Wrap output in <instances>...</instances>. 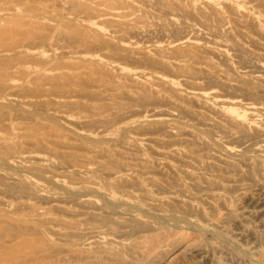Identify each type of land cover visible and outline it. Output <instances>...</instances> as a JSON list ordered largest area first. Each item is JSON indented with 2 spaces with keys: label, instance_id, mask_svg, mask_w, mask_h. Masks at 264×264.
<instances>
[{
  "label": "rangeland",
  "instance_id": "rangeland-1",
  "mask_svg": "<svg viewBox=\"0 0 264 264\" xmlns=\"http://www.w3.org/2000/svg\"><path fill=\"white\" fill-rule=\"evenodd\" d=\"M14 2L21 6L18 7ZM263 4L264 0H0V53L1 56L10 54L9 57L4 56L5 58L0 56V60L9 59V66H12L6 78L0 77V89L3 91L0 93V107L3 108L0 109V162L3 161L5 166L4 168L0 164L3 168V170L0 169V175L5 176L0 177L7 178L8 181H13L12 178L17 177L20 182L22 181V185L17 184L20 183L19 181L6 182L7 180H4V183L1 181L0 184V190H2V192L0 191V201H2L0 202V212L3 210L0 214V232L4 233L7 231L4 229L9 230L13 227V229L11 228L13 233L7 231L9 235L7 232L0 233V238H5L0 241V250H3V252L6 250V253L0 251L3 255L5 254L2 258L0 256V264H14L15 261L20 262L19 259L21 258L20 263L23 264H27V262L32 264L33 260H36L35 264H44L48 261L50 262L45 264H264V234L262 235V232L264 233V153L254 152L258 150L264 152V71H262V75L260 70L255 69L256 66H262L264 70ZM6 5L9 6L6 7ZM180 5L183 7H179ZM197 9L200 10L197 11ZM233 9L234 11L231 12ZM235 12L239 14L235 15ZM232 14L235 17L231 16ZM241 16L244 19L243 17L241 19ZM234 22H242V24H238L241 27ZM246 23L248 24L245 25ZM201 25L207 30L205 31ZM214 26L218 27L217 30L214 29ZM181 29H185L186 32L190 29L191 31L186 33ZM254 29L258 34L256 32L252 34L255 31ZM157 31H161L163 35L157 34ZM99 32L102 34H99ZM229 34H232V38ZM243 34L252 39H246L247 37H243ZM207 35H210V37ZM201 46L204 47L200 49ZM240 47L242 48L240 49ZM225 48L228 50H225ZM247 48L249 53L246 50ZM140 50L141 52H139ZM177 51L179 53H176ZM136 53H139L140 56ZM63 54L67 56H63ZM103 55L105 57H102ZM26 57L28 58L26 59ZM64 57H67V59ZM84 61L89 67L82 64ZM252 62L256 64L253 65ZM95 63L99 66L102 65L101 68ZM14 65L16 66L13 68ZM116 68L118 72H116ZM29 77H31V80ZM25 78H29L30 81L25 80ZM224 85L225 87H223ZM15 87L20 90H15ZM223 89L227 91L224 92ZM247 90L250 93H246ZM244 91L246 92L244 93ZM16 92L19 93L16 95ZM9 93L15 95L11 96L10 94L9 96ZM200 93L211 94L213 98L207 102L194 96V94ZM255 98L258 100H255ZM214 101L223 102L225 104L224 110L220 111L218 107H215ZM202 105L204 106L200 107ZM206 106L212 109H206ZM179 107L181 110H179ZM249 108L263 112L252 114L251 111L248 112L247 109ZM210 110H212L211 114L208 113ZM213 110L221 116L217 117ZM162 111L165 113H162ZM188 112H192L195 117L194 115L192 117ZM168 113L170 116L174 114L178 117L179 123H171ZM180 113L183 114L180 115ZM199 113L201 116H199ZM153 116L155 118L152 119ZM186 116L188 117L186 118ZM180 117L184 118L183 121ZM190 117L194 118L195 121ZM221 117L225 118L223 119L224 122L227 119V123L232 124V128L227 123L225 124ZM208 118L210 120H207ZM218 118L219 120H217ZM60 119H63V121ZM213 121H215V124ZM220 124L225 129L220 128ZM214 126H218L217 131L214 130ZM179 129L180 133H177ZM220 129H223V131ZM239 129L240 131L237 133L236 131ZM187 132L190 133L187 134ZM239 132L246 136H240ZM173 133L175 136L172 135ZM184 134L185 137L182 136ZM190 134H197L195 136L197 142H199L193 140L194 135L189 137ZM157 135L160 136L157 137ZM171 135L172 138H170ZM176 135L177 138H175ZM84 136L88 138L83 140ZM235 138L238 139L237 141L233 140L236 144L235 142L232 143V139ZM148 139L152 141L151 144ZM156 140H159V143ZM179 140L181 143L184 141V144L181 145L178 142ZM187 141L188 143H186ZM214 142L220 146H215ZM191 143L195 144L191 145ZM205 143L209 145L204 147ZM131 144L132 147L130 148ZM170 144H173V147ZM187 144L189 145L187 146ZM202 144L204 145L202 146ZM245 144L246 147L243 146ZM143 145L150 147H143ZM155 145H160L159 149ZM162 145L163 149H166V146L169 145L170 150L166 149L168 151L164 150L163 152V149H160ZM137 148L139 149L137 150ZM226 148L238 153V156L228 155L225 153ZM152 150L155 153H152ZM10 152L13 153L12 156ZM156 152H162L171 157L172 160L169 157L163 160L162 157H157L159 155H155ZM245 153L248 155L245 156ZM176 154H179L178 158ZM187 155L189 158H187ZM226 157H230V159ZM26 158H28L27 162H25ZM6 159L10 161L7 162ZM141 160L147 163L145 164ZM13 161L22 163L25 169L30 166L39 168L32 167L34 168L32 173L30 168L26 169L25 172L17 173L13 169L10 172L9 169L12 166L9 164L8 168L7 165L9 162L13 163ZM138 161L141 162L138 163ZM89 162L90 164L93 162L92 165L89 166ZM165 162L171 164V169L166 167ZM225 162L228 164L226 165ZM95 163L97 164L95 165ZM129 163L130 165H128ZM159 163L161 164L159 165ZM207 163L208 166L214 167L206 168ZM27 164L29 165L27 166ZM98 164L100 167L97 166ZM155 164L160 167L157 166L156 169ZM162 164L165 166H162ZM230 164H233V166ZM132 165L133 167L137 166L136 168L139 169L130 168L129 166ZM216 165L221 168H216ZM228 165H230V168ZM85 166L87 169L83 168ZM161 166L164 167V170ZM259 166L262 167L263 171L260 170L261 167ZM40 167L42 168L40 169ZM98 167L99 169L102 168L99 171L101 173L97 171ZM226 167L229 169H226ZM104 168H106V171ZM108 169L110 171H107ZM126 169H129L127 172L132 169L134 172V169L137 171L127 173ZM183 171L189 173L191 178L194 175L195 177L191 179ZM26 172L33 177L28 176ZM111 172L114 174H111ZM109 173L111 174L110 179L108 177ZM116 173L118 176L115 175ZM104 174H108L107 177H104ZM35 177L36 181L39 180L38 182L54 198V201L56 199H59V201L49 205L48 202L50 203L51 199V201L47 200L48 202L44 204L45 201H37L38 199L31 197L26 201L25 199L20 201L15 198L17 202H10L14 200V197L8 195L2 185L8 186L16 182L13 184L16 187H25L27 179L32 178L35 180ZM131 177H134L135 180ZM41 178L47 179V181L40 180ZM49 178L64 181L68 185L79 188L88 194L96 186L100 187V190L103 188L102 192H106V195L108 193L116 194L117 192V198L127 201L130 204L129 208L132 207L128 211L127 207L120 205L119 209H121L118 210L119 205L117 206L115 203L111 205V203L108 204L111 206L110 211L112 212H110L106 208V195H97L96 197V194L91 193L93 199L96 197L94 200L98 205H86H91L93 208L99 206L102 211L89 208L91 206L87 208L84 203H80V196H67L68 194H62L63 192L55 186H50ZM106 178L109 180L107 181ZM124 179L127 181H122ZM148 179L152 181H148ZM153 181L155 184H152ZM107 185L110 186L106 187ZM50 188L52 190H49ZM61 198H63V201L60 200ZM74 198H78L79 202ZM74 200L75 202H73ZM151 200L155 202L156 207ZM61 201L66 202V204L64 203V205ZM177 201H179V204ZM136 202H138L137 205ZM30 204H34V206ZM101 204H103L102 207ZM148 204L151 207L154 206L151 211L147 210ZM9 205L12 206L9 207ZM22 205L23 207H21ZM82 205L86 208H83ZM24 206L26 208L28 206V208L26 209ZM112 206L113 209L117 210H112ZM132 208H134L133 212ZM31 210L37 212L33 214ZM105 210L108 211L107 215L104 214ZM113 211H117L119 217L121 214L123 215L121 220L117 218V212L114 214ZM131 212L132 214H130ZM141 212L142 214H140ZM145 212L148 213L145 214ZM111 214L116 218H112ZM147 215L150 220L149 218L145 219ZM154 215H165L164 220L161 217L160 219L157 218L160 225L158 222L156 223L157 220ZM110 218L111 222L108 221ZM168 218L169 220L172 219V222H169ZM165 219L167 222H165ZM175 219L177 220L174 221V225L172 223ZM132 220H134V223L137 221V224L142 222L141 224L146 228L131 229L130 226L136 224H133ZM194 221L202 226L212 227L211 229L215 234L218 233V236L213 233L215 236L209 234L210 237L208 234L203 235L204 233L198 229H193L189 226V223ZM41 222L42 224H40ZM123 222H127V227L130 230ZM121 223L125 225L122 226ZM162 223L163 225H161ZM237 223L243 224L239 225ZM147 224L150 227L152 226L151 229ZM168 224L171 225L170 229L165 227ZM178 224L181 226L177 227ZM161 226L165 228H161ZM191 228L192 230H190ZM19 229H23L26 236L23 235L24 233L21 230L22 233L19 232V234L23 236L19 238V234L16 233ZM142 229L150 231V234L148 232L149 235H145L147 232L144 233ZM163 229H167V232H164ZM31 231H33L32 236L29 237L27 234ZM129 231L132 233L130 234ZM156 233H163V237L169 235L165 237L168 242L165 238H162L159 243L160 247L158 246V248L159 250L161 248L162 251H159L158 248L149 249V245L143 242L147 238L157 235ZM14 234L18 236V241L13 240L12 242L13 236L11 235ZM57 234H60V236ZM86 234H89V236L83 239ZM93 234L95 238L92 237ZM33 235L36 236L33 237ZM61 235L66 236L61 237ZM176 239L178 242L175 241ZM26 240L29 244H33L34 248L44 245L46 250L34 253L32 252L33 248L31 252L34 254L32 255L30 249L28 250L26 247L23 251L26 252L27 250L30 254L27 252L22 253L25 257L27 256L25 260L24 256L20 255L21 253L15 249L21 242L27 243ZM34 240L39 242L40 245L36 242L33 243ZM86 241L87 243H85ZM6 242L11 244L4 245ZM139 243H142L141 248L143 247L140 250L137 247L140 245ZM49 245L50 248L48 249ZM131 245H134V248L137 249H133ZM5 247L10 249L15 247L13 251L15 250L18 253L14 254L15 252L13 253L12 249L11 252L10 249H5ZM199 248H203L202 250L206 255L201 254L203 252L200 253ZM227 248L231 254H229ZM19 250L21 251V249ZM109 250H117L118 252L113 254ZM55 251L56 253H54ZM96 251L102 253V255H97L98 252L93 254ZM160 252L164 255L161 256ZM117 253L119 254L117 255ZM7 254L11 255L8 259L9 255ZM156 254L160 257L158 258ZM16 255L18 258H15ZM99 256H101V259Z\"/></svg>",
  "mask_w": 264,
  "mask_h": 264
},
{
  "label": "bare ground",
  "instance_id": "bare-ground-1",
  "mask_svg": "<svg viewBox=\"0 0 264 264\" xmlns=\"http://www.w3.org/2000/svg\"><path fill=\"white\" fill-rule=\"evenodd\" d=\"M7 1H8V0H7ZM153 1H154V0H153ZM232 1H234V0H232ZM239 1H240V0H239ZM244 1H245V0H244ZM2 2H4V1H2ZM10 2H13V1H10ZM143 2H144V1H143ZM173 2H174V1H173ZM255 2H256V1H255ZM166 3H167V2H166ZM257 3H258V2H257ZM8 4H10V3H8ZM12 4H13V3H12ZM12 4H11V5H12ZM14 4L17 5L18 7L21 6L20 4H19V5H20V6H19L18 3H15V2H14ZM175 4H176V3H175ZM179 4H180V3H179ZM227 4H228V3H227ZM249 4H250V2H249ZM252 4H253V3H252ZM252 4H251V5H252ZM23 5H24V4H23ZM154 5H156V4H154ZM228 5H229V4H228ZM255 5H256V4H255ZM259 5H261V4H259ZM263 5H264V4H263ZM7 6H9V5H6V7H7ZM17 6H16V7H17ZM181 6H182V5H180L179 7H181ZM210 6H211V5H210ZM257 6H258V4H257ZM1 7L4 8L2 5H1ZM168 7H169V6H168ZM182 7H183V6H182ZM254 7H255V6H254ZM207 8H208V7H207ZM214 8H215V7H214ZM255 8H256V7H255ZM150 9H151V8H150ZM194 9H195V8H194ZM260 9H261V8H260ZM263 9H264V8H263ZM199 10H200V9H199ZM199 10L197 9V11H199ZM256 10L258 11V9H256ZM190 11H191V10H190ZM228 11H229V10H228ZM232 11H234V9L231 10V12H232ZM229 12H230V11H229ZM260 12H261V11H260ZM262 12L264 13L263 10H262ZM255 13H256V12H255ZM255 13H254V14H255ZM230 14H231V13H230ZM237 14H239V13H236V12H235V15H237ZM256 14H257V13H256ZM109 15H110V14H109ZM111 15H112V14H111ZM213 15H215V14L213 13ZM105 16H106V15H105ZM169 16H170V15H169ZM231 16H234V14H232ZM243 16H244V15H243ZM243 16H241V19H242ZM234 17H235V16H234ZM236 17H238V16H236ZM174 18H175V17H174ZM222 18H223V17H222ZM243 19H244V17H243ZM233 20H234V19H233ZM233 20H232V21H233ZM219 21H221V20H219ZM235 21H237V20H235ZM243 22H244V21H243ZM245 22H246V21H245ZM251 22L253 23L252 20H251ZM234 23H236V22H234ZM240 23L242 24V22H239V23H236V24L238 25V24H240ZM183 24H184V23H183ZM183 24H182V25H183ZM186 24H187V23H186ZM197 24H198V23H197ZM201 24H202V23H201ZM247 24H248V23H246L245 25H247ZM249 24H250V27L252 28V25H251L250 22H249ZM172 25H173V24H172ZM187 25H189V24H187ZM237 25H236V26H237ZM175 26H176V25H175ZM180 26H181V25H180ZM183 26H185V25H183ZM183 26H181V27H183ZM189 26H190V25H189ZM198 26L200 27L199 24H198ZM201 26L203 27V25H201ZM226 26H227V25H226ZM226 26H225V27H226ZM238 26L241 27V25H238ZM242 26H243V25H242ZM253 26H256V25H253ZM185 27H187V26H185ZM185 27H184V28H185ZM192 27H193V26H192ZM195 27H196V26H195ZM214 27H215V26H214ZM244 27H245V26H244ZM250 27H249V28H250ZM168 28H169V27H168ZM188 28H190V27H188ZM203 28H204V27H203ZM203 28H201V29H203ZM217 28H218V27H217ZM217 28L215 27L214 29L217 30ZM242 28H243V27H242ZM245 28H246V27H245ZM253 28H255V27H253ZM256 28H257V27H256ZM90 29H91V28H90ZM192 29H193V28H192ZM197 29H198V28H197ZM204 29H205V28H204ZM206 30H207V29H205V31H206ZM254 30H255V29H254ZM174 31H175V30H174ZM181 31L186 32L185 29H184V30L181 29ZM189 31H191V29H190ZM189 31L187 30V32H189ZM224 31H225V30H224ZM248 31H249V30H248ZM0 32H1V31H0ZM162 32H163V31H162ZM176 32H177V31H176ZM184 32H183V33H184ZM187 32H186V33H187ZM196 32H197V31H196ZM215 32H216V31H215ZM217 32H218V31H217ZM227 32H228V31H227ZM254 32H256V30L253 31L252 34H253ZM146 33H147V32H146ZM156 33H157V34H158V33L161 34V31H160V32L157 31ZM170 33H171V32H170ZM172 33H173V32H172ZM174 33H175V32H174ZM180 33L182 34V32H180ZM180 33H179V34H180ZM222 33H223V32H222ZM225 33H226V31H225ZM256 33H257V32H256ZM99 34H102V33L99 32ZM135 34H136V33H135ZM135 34H134V35H135ZM152 34H153V33H152ZM196 34H198V33H196ZM196 34H195V35H196ZM201 34H202V33H201ZM207 34H208V33H207ZM217 34H218V33H217ZM257 34H258V33H257ZM130 35H131V34H130ZM139 35H140V34H139ZM148 35H149V34H148ZM150 35H151V34H150ZM150 35H149V36H150ZM161 35H163V34H161ZM202 35H203V34H202ZM202 35H201V36H202ZM215 35H216V34H215ZM226 35H227V34H226ZM229 35H230V34H229ZM207 36L210 37V35H207ZM213 36H214V35H213ZM217 36H218V35H217ZM230 36H231V37H230ZM230 36H229V37L232 38V34H231ZM242 36L244 37V36H246V35L243 34ZM257 36H258V35H257ZM260 36H261V35H260ZM136 37H137V36H136ZM147 37H148V36H147ZM198 37H199V36H198ZM246 37H247V36H246ZM2 38H3V37H2ZM8 38H9V37H8ZM211 38H212V37H211ZM215 38H216V37H215ZM218 38L220 39V37H218ZM180 39H181V38H180ZM213 39H214V38H213ZM246 39H248V40L250 39V40H251L252 38H248V37H247ZM177 40H178V39H177ZM221 40H222V39H221ZM227 40H228V39H227ZM178 41H179V40H178ZM233 41L235 42L236 40H233ZM252 41H253V40H252ZM250 42H251V41H250ZM254 42H255V41H254ZM255 44H256V43H255ZM258 44H259V43H258ZM18 45H19V44H18ZM184 45H185V44H184ZM186 45H188V44H186ZM259 45H260V44H259ZM118 46H119V45H118ZM193 46H195V45H193ZM216 46H217V45H216ZM239 46H240V45H239ZM165 47H167V46H165ZM169 47H170V46H169ZM173 47H174V46H173ZM202 47H204V46H201L200 49H201ZM19 48H20V45H19ZM122 48H123V47H122ZM221 48H222V47H221ZM241 48H242V47H240V49H241ZM0 49H1V47H0ZM2 49H3V48H2ZM174 49H175V48H174ZM223 49H224V47H223ZM226 49H227V48H225V50H226ZM18 50H19V49H18ZM122 50H123V49H122ZM127 50H129V49L127 48ZM145 50H146V49H145ZM171 50H172V48H171ZM175 50H176V49H175ZM227 50H228V49H227ZM246 50H247V52L249 51L248 48H247ZM246 50H245V51H246ZM182 51H183V50H182ZM229 51H230V50H229ZM245 51H244V52H245ZM125 52L127 53V51H125ZM131 52H132V51H131ZM139 52H141V50H140ZM203 52H204V51H203ZM238 52H240V51H238ZM146 53H148V52H146ZM168 53H169V51H168ZM176 53H179V52L177 51ZM240 53H242V52H240ZM240 53H239V54H240ZM248 53H249V52H248ZM16 54H17V53H16ZM78 54H80V53H78ZM81 54H82V52H81ZM130 54H132V53H130ZM138 54H139V53H138ZM138 54L136 53V55H138ZM164 54H165V52H164ZM220 54H221V53H220ZM3 55H4V53H3ZM5 55H6V54H5ZM5 55H4V56H5ZM8 55L10 56L9 53H8ZM8 55H7V56H8ZM61 55H62V54H61ZM64 55H65V54H63V56H64ZM132 55H133V54H132ZM132 55H131V56H132ZM186 55H187V54H186ZM218 55H219V54H218ZM218 55H216V56H218ZM222 55H223V54H222ZM0 56H1V53H0ZM4 56H1V57H4ZM7 56H5V57H7ZM9 56H8V57H9ZM12 56H13V55H12ZM14 56H15V55H14ZM16 56H17V55H16ZM65 56H67V55H65ZM139 56H140V54H139ZM143 56H145V55H143ZM146 56H147V55H146ZM226 56H227V55H226ZM243 56H245V55H243ZM255 56H256V57H259L258 55H255ZM5 57H4V58H5ZM17 57H18V56H17ZM17 57H16V58H17ZM102 57H105V56L103 55ZM106 57L108 58V56H106ZM256 57H255V58H256ZM27 58H28V57H26V59H27ZM64 58L67 59V57H64ZM68 58H70V57H68ZM143 58H144V57H143ZM237 58H238V57H237ZM10 59H11V57H10ZM12 59H15V58L12 57ZM70 59H71V58H70ZM75 59H77V58H75ZM79 59H81V58H79ZM215 59H216V58H215ZM226 59H227V58H226ZM15 60H16V59H15ZM72 60H73V59H72ZM82 60H83V59H82ZM97 60H98V59H97ZM104 60H105V59H104ZM106 60H107V59H106ZM137 60H138V59H137ZM216 60H217V59H216ZM256 60H257V59H256ZM9 61H10L9 59H6V60H5V59H1V60H0V74H1L0 77H1V78H6V76L8 75V72H10L9 70L11 69L12 66H9V64H10ZM39 61H40V60H39ZM86 61H88V60H86ZM89 61H90V60H89ZM138 61H139V60H138ZM257 61H258V60H257ZM53 62H54V61H53ZM81 62H82V61H81ZM246 62H247V61H246ZM47 63H48V62H47ZM49 63H50V62H49ZM49 63H48V64H49ZM85 63H86V62L84 61V63H82V64L86 65ZM250 63H251V62H250ZM252 63H254L253 65L256 64L255 62H252ZM19 64H20V63H19ZM88 64H89V63H88ZM95 64H96V63H95ZM90 65H91V64H90ZM92 65L95 66V67H97L96 65H98V64H96V65L92 64ZM103 65H104V64H103ZM15 66H16V65H14L13 68H14ZM86 66L89 67L88 65H86ZM98 66H99V65H98ZM100 66H102V65H100ZM100 66H99V68H101ZM122 66H123V65H122ZM47 68H48V67H47ZM90 68H91V66H90ZM90 68H87V69H90ZM102 68H104V67H102ZM93 69H94V68H93ZM168 69H169V68H168ZM247 69H248V68H247ZM255 69L260 70V74L262 73V75H263V72H262V71H264V70H263V67H262V66H256ZM13 70H14V69H13ZM13 70H12V71H13ZM46 70H47V69H46ZM90 70H91V69H90ZM116 70H117V68H116ZM176 70H177V69H176ZM21 71H22V70H21ZM41 71H42V70H41ZM44 71H45V70H44ZM51 71H52V70H51ZM51 71H50V72H51ZM256 71H257V70H256ZM116 72H118V70H117ZM123 73H124V72H123ZM126 73H127V72H126ZM257 73H258V72H257ZM11 74H12V73H11ZM16 74H17V73H16ZM18 74H20V73H18ZM124 74H125V73H124ZM37 75H38V74H37ZM45 75H47V74H45ZM127 75H128V74H127ZM129 75H130V73H129ZM138 75L140 76L141 74H138ZM138 75H137V76H138ZM144 75H145V74H144ZM148 75H150V74H148ZM142 76H143V75H142ZM142 76H141V77H142ZM11 77L13 78V76H11ZM205 77H206V76H205ZM29 78H30V80H31V77H29ZM29 78H28V79H29ZM133 78H134V77H133ZM136 78H137V77H136ZM156 78H157V77H156ZM211 78H212V77H211ZM26 79H27V78H25V80H26ZM28 79H27V80H28ZM128 79H129V78H128ZM151 79H152V78H151ZM153 79H154V78H153ZM158 79H159V78H158ZM158 79H157V80H158ZM30 80H28V81H30ZM143 80L145 81V79H143ZM148 80H149V79H148ZM158 81H160V80H158ZM227 82H228V81H227ZM260 82H262V81H260ZM263 82H264V81H263ZM147 83H148V82H147ZM149 84L151 85V83H149ZM166 84H167V83H166ZM28 85H30V84H28ZM161 85H162V84H161ZM214 85H215V84H214ZM220 85H223V84H220ZM225 85H226V84H225ZM225 85H224L223 87H225ZM30 86H31V85H30ZM141 86H142V85H141ZM163 86H164V85H163ZM168 86H169V85H168ZM193 86H196V85H193ZM197 86H198V85H197ZM164 87H165V86H164ZM226 87H227V85H226ZM2 88H3V87H2ZM4 88H5V87H4ZM17 88H18V87H17ZM251 88H252V87H251ZM11 89H12V88H11ZM18 89H19V88H18ZM18 89H16V87H15V90H18ZM168 89H169V88H168ZM191 89H192V88H191ZM226 89H227V88H226ZM226 89H225V90L223 89L224 92L227 91ZM0 90H1V89H0ZM7 90H10V89H7ZM19 90H20V89H19ZM174 90H175V89H174ZM174 90H173V91H174ZM192 90H193V89H192ZM221 90H222V89H221ZM240 90H241V89H240ZM4 91H6V90L4 89ZM11 91H12V90H11ZM11 91H10V92H11ZM175 91H176V90H175ZM177 91H178V90H177ZM196 91H197V90H196ZM242 91H243V90H242ZM247 91H248V90H247ZM253 91H255V90L253 89ZM2 92H3V91L1 90L0 93H2ZM13 92H14V91H13ZM170 92H171V91H170ZM179 92H183V91H179ZM204 92H206V91H204ZM245 92H246V91H244V93H245ZM18 93H19V92H16L15 94L17 95ZM154 93H155V92H154ZM154 93H153V95H154ZM186 93H187V92H186ZM235 93H237V92H235ZM246 93H250V92L248 91V92H246ZM253 93H254V92H253ZM10 94H11V93H9V96H10ZM15 94L12 93L11 96H14ZM155 94H156V93H155ZM261 94H262V93H261ZM156 95H157V94H156ZM186 95H187V94H186ZM250 95H253V94H250ZM256 95H258V94H256ZM5 96H6V95H5ZM188 96H189V95H188ZM194 96H197L199 99L206 100L207 102L213 98V96H212L211 94L208 95V94H205V93L194 94ZM7 97H8V96H7ZM18 97H19V96H18ZM217 97H218V96H217ZM254 97H255V96H254ZM258 97H259V96H258ZM3 98H4V97H3ZM252 98H253V96H252ZM260 98H261V97H260ZM4 99H5V98H4ZM21 99H22V98H21ZM183 99H184V98H183ZM223 99H224V98H223ZM256 99H257V98H255V100H256ZM22 100H23V99H22ZM246 100H247V99H246ZM257 100H258V99H257ZM4 101H5V100H4ZM6 101H8V100H6ZM191 101H192V100H191ZM250 101H251V100H250ZM4 103H5V102H4ZM10 103H11V102L9 101V104H10ZM192 103H193V101H192ZM194 104H195V103H194ZM204 104H205V103H204ZM253 104L255 105V103H253ZM5 105H6V104H5ZM13 105H15V104H13ZM56 105H58V104H56ZM197 105H198V104H197ZM214 105H215V107H218L220 111H223V110H224L223 108L225 107V104H224L223 102L214 101ZM227 105H228V104H227ZM238 105H239V104H238ZM6 106H7V105H6ZM27 106H29V105H27ZM177 106H179V105H177ZM177 106H176V107H177ZM203 106H204V105H202V106H200V107H203ZM231 106H232V105H231ZM250 106H251V105H250ZM255 106H257V105H255ZM30 107H32V106H30ZM233 107L236 108L235 106H233ZM239 107H240V106H239ZM257 107H258V106H257ZM1 108H2V107H0V109H1ZM13 108H14V106H13ZM195 108H196V107H195ZM198 108H199V107H198ZM208 108H211V107H209V106L207 107V106H206V109H208ZM2 109H3V108H2ZM4 109H5V108H4ZM7 109H8V108H7ZM15 109H16V108H15ZM24 109H25V107H24ZM95 109H96V108H95ZM177 109H178V108H177ZM206 109H203V110H206ZM211 109H212V108H211ZM229 109H230V108H229ZM18 110L20 111V109H18ZM179 110H181L180 107H179ZM182 110L184 111V109H182ZM245 110H246V109H245ZM247 110H248V112L251 111L252 114H254V113H256V114H260V113L263 112V111L261 112V111H259V110L252 109V108H249V109H247ZM247 110H246V111H247ZM10 111H11V110H10ZM24 111H25V110H24ZM33 111H34V110H33ZM200 111H201V110H200ZM208 111H209V110H208ZM211 111H212V110H210V112H208V113L211 114ZM213 111H214V113L217 115V117L220 115V114L218 115V114L215 112V110H213ZM242 111H243V110H242ZM16 112H18L17 109H16ZM31 112H32V111H31ZM163 112H164V111H162V113H163ZM180 112H181V111H180ZM185 112H186V111H185ZM185 112H184V113H185ZM204 112H205V111H204ZM217 112H218V111H217ZM229 112H230V110H229ZM19 113H20V112H19ZM32 113H34V112H32ZM53 113H54V112H53ZM60 113H61V112H60ZM60 113H59V114H60ZM156 113H157V112H156ZM164 113H165V112H164ZM188 113H190V112H188ZM188 113H187V114H188ZM196 113L198 114V112H196ZM214 113H213V114H214ZM221 113H223V112H221ZM23 114H24V112H23ZM54 114H55V113H54ZM181 114H183V113H180V115H181ZM190 114L192 115V112H191ZM190 114H189V115H190ZM199 114H200V113H199ZM24 115L26 116V114H24ZM60 115H61V114H60ZM156 115L158 116V114H156ZM168 115H169V113H168ZM193 115H194V114H193ZM193 115H192V117H193ZM159 116H161V115L159 114ZM163 116H164V115H163ZM177 116H178V115H177ZM199 116H201V114H200ZM210 116H211V115H210ZM214 116H215V115H214ZM220 116H221V115H220ZM220 116H219V117H220ZM246 116H247V115H246ZM257 116H258V115H257ZM3 117H5V116H3ZM6 117H7V116H6ZM169 117L171 118V119H170V120H171V121H170L171 123H173V122L179 123V121H180L178 117L174 116V114H173V116H172V115H171V116L169 115ZM187 117H188V116H186V118H187ZM194 117H195V115H194ZM215 117H216V116H215ZM247 117H248V116H247ZM251 117H252V116H251ZM148 118H149V117H148ZM150 118H151V117H150ZM153 118H155V117L153 116L152 119H153ZM166 118H167V117H166ZM190 118H191V117H190ZM206 118H207V116H206ZM206 118H205V119H206ZM221 118H222V117H221ZM180 119H182V118L180 117ZM183 119H184V118H183ZM183 119H182V121H183ZM191 119L194 120V118H191ZM196 119L198 120L199 118H196ZM202 119H203V118H202ZM223 119H225V118H222V121L224 122ZM254 119H255V118H254ZM54 120H57V119H54ZM60 120H61V119H60ZM207 120H210V118H208ZM217 120H219V118H218ZM226 120H227V119H226ZM226 120H225V122H224L225 124L227 123ZM229 120H230V119H229ZM61 121H63V119H62ZM64 121H66V120H64ZM78 121H79V120H78ZM185 121H186V120H185ZM194 121H195V120H194ZM200 121H201V120H200ZM56 122H58V121H56ZM105 122H106V121H105ZM164 122H165V121H164ZM168 122H169V121H168ZM190 122H191V121H190ZM190 122H189V123H190ZM204 122H205V121H204ZM211 122H212V120L210 121V123H211ZM213 122H214V124H215V121H213ZM1 123H2V122H1ZM3 123H5V122H3ZM102 123H103V122H102ZM165 123H166V122H165ZM186 123H187V121H186ZM207 123H209V122H207ZM69 124H70V123H69ZM75 124H76V123H75ZM87 124H88V123H87ZM150 124H151V123H150ZM155 124H156V123H155ZM155 124H152V125H155ZM163 124H164V123H163ZM180 124H181V123H180ZM191 124H192V123H191ZM204 124H206V123H204ZM217 124H218V123H217ZM217 124H216V125H217ZM227 124L230 125L229 122H228ZM142 125H143V124H142ZM178 125H179V124H178ZM188 125H189V124H188ZM220 125H221V124H220ZM220 125H218V126H220ZM228 125H227V126H228ZM231 125H232V124H231ZM231 125H230V127H231ZM163 126H164V125H163ZM185 126H186V125H185ZM208 126H209V128H210V125H208ZM211 126H212V125H211ZM218 126H214V130L217 131ZM234 126H235V125H234ZM239 126H240V124H239ZM239 126H238V127H239ZM138 127H139V126H138ZM154 127H155V126H154ZM186 127H187V126H186ZM204 127L206 128V126H204ZM215 127H216V128H215ZM244 127H245V126H244ZM140 128H142V127L140 126ZM163 128H164V127H163ZM166 128H167V127H166ZM212 128H213V126H212ZM220 128L225 129V127H222V125H221ZM231 128H232V127H231ZM175 129H176V128H175ZM190 129H193V128H190ZM206 129H207V128H206ZM210 129H211V128H210ZM223 129H222V130L220 129V130L223 131ZM233 129H235V128L233 127ZM240 129L242 130V128H240ZM240 129L237 130L236 132L238 133V131H240ZM246 129H247V128H246ZM70 130H71V129H70ZM70 130H69V131H70ZM160 130L162 131V129H160ZM168 130H170V129H168ZM173 130H174V129H173ZM181 130H182V129H181ZM185 130H186V129H185ZM196 130H198V129L196 128ZM214 130H213V131H214ZM218 130H219V129H218ZM179 131H180V129L177 131V133H180ZM183 131H184V130H183ZM210 131H211V130H210ZM213 131L211 132V134L213 133ZM228 131H229V129H228ZM245 131H246V130H245ZM259 131H260V130H259ZM70 132H71V131H70ZM73 132H75V131H73ZM125 132H126V131H125ZM162 132H164V131H162ZM165 132H166V131H165ZM184 132H185V131H184ZM196 132H197V131H196ZM198 132H199V131H198ZM243 132H244V131H243ZM254 132H255V131H254ZM167 133H169V132H167ZM167 133H166V134H167ZM189 133H190V132H189ZM189 133L187 132V134H189ZM199 133H200V132H199ZM221 133H223V132H221ZM229 133H230V132H229ZM247 133H248V132H247ZM255 133H257V132H255ZM166 134H165V135H166ZM169 134H171V133H169ZM181 134H183V133H181ZM185 134H186V133H185ZM185 134L182 135V136L185 137ZM187 134H186V135H187ZM200 134H201V133H200ZM207 134H208V132H207ZM209 134H210V132H209ZM233 134H234V133H233ZM172 135H174V133H173ZM172 135L170 136V138H172ZM190 135H191V136H189V137H192L193 135L195 136V135H197V134H193V135L190 134ZM227 135H229V134H227ZM236 135H237V134H236ZM239 135L241 136V135H245V134H241V133L239 132ZM239 135H238V136H239ZM73 136H75V135H73ZM79 136H80V135H79ZM158 136H160V135H157V137H158ZM168 136H169V135H168ZM174 136H175V135H174ZM187 136H188V135H187ZM212 136H213V135H212ZM231 136H233V135H231ZM240 136H239V137H240ZM245 136H246V135H245ZM84 137H85V136H84ZM164 137H165V136H164ZM233 137H234V136H233ZM233 137H231V138H233ZM86 138H88V137L86 136L83 140H85ZM161 138H162V137H161ZM170 138H169V139H170ZM175 138H177V135H176ZM180 138H181V137H180ZM187 138H188V137H187ZM192 138H193V140L195 139V141L197 142L196 136H195V138H194V137H192ZM200 138H201V137H200ZM244 138H245V137H244ZM244 138H242V139L245 140L246 138H245V139H244ZM123 139H124V138H123ZM125 139H126V138H125ZM125 139H124V140H125ZM228 139H229V138H228ZM239 139H240V138H239ZM249 139H250V138H249ZM253 139H254V138H253ZM87 140H88V139H87ZM193 140H192V141H193ZM233 140H236V141H237L238 139H236V138H235V139H232V143L235 142V141H233ZM247 140H248V138H247ZM257 140H258V139H257ZM148 141H150V140L148 139ZM174 141H175V140H174ZM182 141H183V140H182ZM195 141H194V142H195ZM245 141H246V140H245ZM251 141H255V140H251ZM260 141H261V140H260ZM2 142H4V141H2ZM10 142H11V141H10ZM94 142H96V141H94ZM134 142H135V141H134ZM141 142H142V141H141ZM143 142H144V141H143ZM151 142H152V141H150V144H151ZM153 142L155 143V141H153ZM156 142L159 143V140H156ZM175 142H176V141H175ZM175 142H174V144H175ZM178 142H180V140H179ZM183 142H184V141H183ZM183 142H182V143H183ZM196 142H195V143H196ZM198 142H199V141H198ZM198 142H197V143H198ZM202 142H203V141H202ZM230 142H231V141H230ZM230 142H229V143H230ZM261 142H262V141H261ZM96 143H97V142H96ZM102 143H103V142H102ZM146 143H147V142H146ZM163 143H164V142H163ZM180 143H181V142H180ZM180 143H179V144H180ZM182 143H181V145H182ZM186 143H188V141H187ZM192 143H193V142H192ZM192 143H191V145H194V144H195V143H194V144H192ZM197 143H196V144H197ZM215 143H216V142H214V144H215ZM249 143H250V142H249ZM6 144H8V143H6ZM16 144H17V143H16ZM125 144L128 146L127 143H125ZM155 144H156V143H155ZM164 144H165V143H164ZM167 144H168V143H167ZM183 144H184V143H183ZM189 144H190V142H189ZM189 144H187V146H188ZM235 144H236V142H235ZM247 144H248V143H247ZM254 144H255V143H254ZM259 144H262V143H259ZM152 145H153V143H152ZM160 145H161V144H160ZM160 145H159V146L155 145V146H157V148L159 149ZM170 145H171V144H170ZM172 145H173V144H172ZM172 145H171V147H173ZM185 145H186V144H185ZM200 145H201V144H200ZM203 145H204V144H202V146H203ZM206 145H207V144L205 143V146H204V147H207L209 144H208L207 146H206ZM217 145L220 146L219 144H215V146H217ZM226 145L228 146V144H226ZM0 146H1V145H0ZM96 146H97V145H96ZM164 146H165V145H164ZM177 146H178V145H177ZM197 146H198V145H197ZM213 146H214V145H213ZM218 146H217V147H218ZM243 146L246 147V144L243 145ZM243 146L241 145V147H243ZM131 147H132V144H131L130 148H131ZM143 147H150V146L143 145ZM161 147H162V148H160V149H163V145H162ZM174 147H175V146H174ZM210 147H212V146L210 145ZM239 147H240V146H239ZM239 147H238V148H239ZM133 148L135 149L134 146H133ZM169 148H170L169 145L166 146V149L170 150ZM254 148H255V147H254ZM138 149H139V148H137V150H138ZM140 149H141V148H140ZM142 149H144V148H142ZM145 149H146V148H145ZM149 149H150V148H149ZM149 149H148V151H149ZM166 149H163V152H164V150L167 152L168 150H166ZM205 149H206V148H205ZM218 149H219V148H218ZM245 149H246V148H245ZM251 149H252V148H251ZM146 150H147V149H146ZM150 150H151V149H150ZM179 150H180V149H179ZM4 151H5V150H4ZM144 151H145V150H144ZM152 151H153V150H152ZM245 151H246V150H245ZM8 152H9V151H8ZM31 152H33V151H31ZM150 152H151V151H150ZM174 152H175V151H174ZM220 152H221V151H220ZM243 152H244V151H243ZM254 152H257V153H258V152H260V153H264V152H261V151H259V150H258V151H254ZM10 153H11V152H10ZM10 153H9V155H10ZM34 153H37V152H34ZM152 153H155V152L153 151ZM156 153H157V154H155V155H159V156H157V157H160V158L162 157L163 160H165L166 158L169 157L168 155H165V154H163L162 152H161V153H160V152H159V153L156 152ZM176 153H177V151H176ZM179 153H180V151H179ZM184 153H185V152H184ZM225 153H227L228 155L231 154V155H233V156H238V153H234L230 148H229V149L226 148V149H225ZM225 153H223V154H225ZM246 153H247V152H246ZM246 153H245V156L249 154V152H248V154H246ZM252 153H253V152H252ZM3 154H4V152H3ZM5 154H6V153H5ZM22 154H24V153H22ZM26 154H27V152H26ZM29 154H31V153H29ZM104 154H105V153H104ZM191 154H192V153H191ZM242 154H243V153H242ZM0 155H1V154H0ZM12 155H13V153H11V156H12ZM18 155H19V154H18ZM24 155H25V154H24ZM106 155H108V154H106ZM176 155H177V154H176ZM182 155H184V154H182ZM260 155H261V154H260ZM50 156H51V155H50ZM178 156H179V154L177 155V158H178ZM241 156H243V155H241ZM1 157H3V156H1ZM19 157H20V156H19ZM239 157H240V156H239ZM247 157H248V156H247ZM247 157H246V158H247ZM258 157H259V156H258ZM258 157H257V158H258ZM4 158H5V157H4ZM4 158H3V159H4ZM28 158H29V157H28ZM28 158H26L25 162L28 161V160H27ZM169 158L171 159V157H169ZM179 158H180V157H179ZM187 158H189L188 155H187ZM187 158H186V159H187ZM226 158H227V159H228V158L230 159V157H226ZM243 158H244V157H243ZM257 158H256V159H257ZM261 158H262V157H261ZM8 159H9V158H8ZM10 159H11V157H10ZM14 159H17V158H14ZM14 159H13V160H14ZM33 159H35V158H33ZM33 159H32V160H33ZM158 159H159V158H158ZM170 159H169V160H170ZM184 159H185V158H184ZM192 159H193V158H192ZM192 159H191V160H192ZM227 159H226V160H227ZM236 159H237V158H236ZM236 159H235V160H236ZM239 159H241V158H239ZM239 159H238V160H239ZM6 160H7V159H6ZM11 160H12V159H11ZM138 160H139V159H138ZM171 160H172V159H171ZM173 160H174V158H173ZM177 160H178V159H177ZM180 160H181V159H180ZM188 160H189V159H188ZM193 160H194V159H193ZM233 160H234V159H233ZM244 160L246 161V159H244ZM248 160H249V159H248ZM8 161H10V160H7V162H8ZM15 161H16V160H15ZM15 161H13V163H11V162L8 163V165H7L8 168H9V164H11V166H12V167L10 166L11 168L9 169V171H10L11 169H13V171H15V172L18 173V172H23V171L25 172L26 169L30 168V169H32V171H31V173H32V172L34 171V168H35V169H38V168H39V167L37 168V167H34V166H32V167H34V168H32V167L30 166V167H28V168L25 169V168H23L24 166H22V163H19V162L17 163V162H15ZM22 161H23V160H22ZM33 161H34V160H33ZM38 161H39V159H38ZM141 161H143V160H141ZM141 161H140V162H141ZM159 161L161 162L162 160H159ZM182 161H183V160H182ZM189 161H190V160H189ZM194 161H195V160H194ZM228 161H229V160H228ZM231 161H232V159H231ZM23 162H24V161H23ZM140 162L138 161V163H140ZM143 162H144L145 164L147 163V162H145V161H143ZM156 162L158 163L157 160H156ZM156 162H155V163H156ZM184 162H186V161H184ZM219 162H220V161H219ZM219 162H218V163H219ZM248 162H250V161H248ZM254 162H255V160H254ZM258 162H260V161H258ZM5 163H6V162H5ZM34 163H35V162H34ZM36 163H37V161H36ZM39 163H40V162H39ZM42 163H43V162H42ZM92 163H93V162H92ZM92 163L90 164V162H89V166L92 165ZM225 163H226V165L228 164L227 162H225ZM225 163H224V164H225ZM246 163H247V162H246ZM0 164L3 165V164H4L3 161L0 162ZM96 164H97V163H95V165H96ZM133 164H134V163H133ZM160 164H161V163H159V165H160ZM219 164H222V163H219ZM261 164H262V163H261ZM261 164H260V165H261ZM1 165H0V169L3 170V168H1V167H2ZM25 165H26V164H25ZM28 165H29V164H27V166H28ZM42 165H44V164H42ZM95 165H94V166H95ZM101 165H103V164H101ZM128 165H130V163H129ZM134 165H135V164H134ZM137 165L139 166L140 164H137ZM143 165H144V164H143ZM155 165H156V169H157V166H159V165H157V164H155ZM163 165H164V164H162V166H163ZM165 165H166V167H168V168L171 169V164L165 162ZM165 165H164V166H165ZM204 165H205V164H204ZM214 165H215V164H214ZM222 165H223V164H222ZM226 165H225V166H226ZM230 165L233 166V164H230ZM230 165H228L229 168H230ZM258 165H259V164H258ZM35 166H36V165H35ZM55 166H56V165H55ZM55 166H54V167H55ZM97 166H99V164H98ZM103 166H104V165H103ZM103 166H102V167H103ZM124 166H125V165H124ZM162 166H161V167H162ZM206 166H207L206 168H208V167H214V166H208V163H207ZM3 167L5 168L4 165H3ZM99 167H100V166H99ZM99 167H98V169H97L98 172L100 171V169H102V168L99 169ZM129 167L132 168L133 165H132V166H129ZM136 167H137V166H135V167H133V168H136ZM142 167H144V166H142ZM159 167H160V166H159ZM166 167H165V169L167 170ZM175 167H176V166H175ZM234 167H237V166H234ZM259 167H261V166H259ZM41 168H42V167H40V169H41ZM83 168H86V166L83 167ZM83 168H82V169H83ZM125 168H127V167L125 166ZM163 168H164V167H162V169H163ZM216 168H221V167H219L218 165H216ZM227 168H228V167H226V169H227ZM229 168H228V169H229ZM232 168H233V167H232ZM86 169H87V168H86ZM105 169H106V168H104V170H105ZM136 169H137V168H136ZM136 169H134L135 172H136L139 168H138L137 170H136ZM140 169H141V168H140ZM158 169H159V168H158ZM233 169H235V168H233ZM259 169H260V168H259ZM6 170H7V169H6ZM42 170L44 171V169H42ZM65 170H66V169H65ZM68 170H69V168H68ZM88 170H89V169H88ZM94 170H96V169L94 168ZM128 170H129V169H128ZM128 170L126 169L125 171L127 172ZM163 170H164V169H163ZM175 170H176V169H175ZM260 170H262V167H261ZM263 170H264V168H263ZM263 170H262V171H263ZM43 171H41V172H43ZM51 171H52V170H51ZM97 171H96V174H97ZM105 171H106V170H105ZM107 171H110V170L108 169ZM112 171H113V170H112ZM130 171L132 172L133 169L130 170ZM130 171H129V172H130ZM177 171H178V169H177ZM262 171H261V172H262ZM4 172H5V171H4ZM6 172H8V171H6ZM10 172H11V171H10ZM38 172H39V170H38ZM44 172H46V170H45ZM64 172H65V171H64ZM68 172H70V171H68ZM87 172H88V171H87ZM113 172H114V171H113ZM115 172H117V171H115ZM126 172H125V173H126ZM129 172H127V173H129ZM133 172H134V171H133ZM135 172H134V173H135ZM168 172H169V171H168ZM171 172H172V171H171ZM183 172H186V171H183ZM26 173H27V172H26ZM47 173H49V172L47 171ZM47 173H46V175H48ZM66 173H67V172H66ZM70 173H71V172H70ZM82 173H83V172H82ZM99 173H101V172H99ZM120 173H122V172H120ZM120 173H119V174H120ZM173 173H174V172H173ZM263 173H264V172H263ZM20 174H21V173H20ZM27 174H28V173H27ZM42 174H45V173H42ZM85 174H86V173H85ZM87 174H88V173H87ZM89 174H90V172H89ZM111 174H114V173L111 172ZM111 174L109 173V176H108L109 179L111 178V177H110ZM186 174L189 176V178H191V176L189 175V173L186 172ZM25 175H26V174H25ZM101 175H102V174H101ZM104 175H105L104 177H107L108 174H104ZM115 175L118 176L117 173H116ZM115 175H113V176L115 177ZM136 175H137V174H136ZM193 175H194V174H193ZM0 176H4V175L1 174ZM28 176H30V175L28 174ZM31 176H32V175H31ZM31 176H30V177H31ZM93 176H94V174H93ZM113 176H112V177H113ZM123 176H124V175H123ZM127 176H128V175H127ZM134 176H135V175H134ZM4 177H5V176H4ZM18 177H19V176H18ZM32 177H33V176H32ZM55 177H56V176H55ZM55 177H54V178H55ZM74 177H75V176H74ZM104 177H103V178H104ZM128 177H129V176H128ZM135 177H136V176H135ZM194 177H195V175H194ZM194 177H193V178H194ZM10 178H12V177H10ZM10 178H9V179H10ZM57 178H58V177H57ZM60 178L63 179L62 177H60ZM95 178H97V177H95ZM98 178H99V177H98ZM103 178H102V179H103ZM129 178H130V177H129ZM132 178L135 180L134 177H131V179H132ZM193 178H191V179H193ZM12 179H13V181H16V182L19 181V179H18L17 177H16V178L13 177ZM28 179H29V180H28ZM28 179H27V181H26L27 185H25V187H24V186H21V187H20V186H18V185H17L18 187H16L15 185H13V184L16 183V182H14L12 185H8V186H6L5 184L2 185V186L4 187V189H5L4 191H5L8 195L10 194V195H12V196L14 197V200H13V201H10V202H17L18 199H19L20 201L23 200V199H25V201H26V199H28V198L31 199V197H32V198H36V199H38L37 201H40V200H42V202L45 201L44 204H46L48 201H51V200H52L50 203L48 202L49 205L52 204V203H54L55 201H56V203L59 201V199H58V200L56 199V200L54 201V198H52V197L50 196V194H48V192L46 191V188H44V187L38 182V181H39V180H38V179H39L38 177H37V180H38V181H36V177L34 178L35 180H33L32 178H28ZM42 179H44V178H41L40 180H42ZM82 179H83V178H82ZM102 179H101V180H102ZM109 179L106 178L107 181H108ZM117 179H118V178H117ZM4 180L6 181L7 178H6V179H3L2 177H0V184H1ZM44 180L47 181V179H44ZM85 180H86V179H85ZM103 180H104V179H103ZM113 180H114V179H113ZM119 180H120V179H119ZM149 180H151V179H148V181H149ZM1 181H2V182H1ZM13 181H11V180L8 181V180H7L6 182H13ZM107 181H106V182H107ZM122 181H127V180L124 179V180H122ZM151 181H152V180H151ZM19 182H20V181H19ZM48 182L51 184L50 186H55L56 188L60 189L61 192H63L62 194H65V195L68 194L67 196H69V195H70V196H71V195H75L76 197L80 196V197H81L80 203H82V204L84 203L85 205H86V204H92V205L94 204V206H95L96 201H95L94 199L97 197V195H100V196H102V195L105 196V195H106V192H104V193L102 192L103 188H102V190H100V189H99L100 187H97L96 185H94V186H96V188H94V189H92V190L89 191V192H91V193L96 194V197H95V195H94L95 198L93 199L91 193H89V194H88V193H84L81 189H79V188H75V187H72V186L68 185L66 182L61 181V180H59V179L49 178V179H48ZM89 182H92V181H89ZM106 182H105V183H106ZM3 183H4V182H3ZM21 183H22V181H21L20 183H17V184L22 185ZM43 183L45 184V181H44ZM49 183H47V184H49ZM96 183H97V182H96ZM117 183L119 184V181H118ZM102 184H103V183H102ZM107 184H109V183H107ZM152 184H155L154 181L152 182ZM211 184H212V183H211ZM115 185H116V184H115ZM115 185H114V186H115ZM238 185H239V184H238ZM2 186H1V187H2ZM14 186H15V187H14ZM108 186H110V185H107L106 187H108ZM52 188H53V187H52ZM110 188H111V187H110ZM199 188H200V187H199ZM49 190H52V189L50 188ZM55 190H56V189H55ZM109 190H110V189H109ZM109 190H108V191H109ZM240 190H241V189H240ZM0 191L2 192V190H0ZM105 191H106V190H105ZM110 191H111V190H110ZM5 192H4V193H5ZM52 192H53V191H52ZM55 192H56V191H55ZM85 192H86V190H85ZM87 192H88V191H87ZM1 194H2V193H1ZM7 194H6V195H7ZM6 195H5V196H6ZM1 196H2V195H1ZM104 196H103V197H104ZM9 197H11V196H9ZM71 197H73V196H71ZM127 197H128V196H127ZM129 197H131V196L129 195ZM160 197H161V196H160ZM179 197H181V196H179ZM179 197H178V198H179ZM210 197H211V196H210ZM15 198H17V200H16ZM99 198H100V197H99ZM124 198H125V196H124ZM131 198H132V197H131ZM134 198H135V197H134ZM176 198H177V197H176ZM4 199H5V198H4ZM7 199H9V198H7ZM11 199H12V197H11ZM50 199H51V200H50ZM62 199H63V198H61L60 200H62ZM65 199H66V197H65ZM72 199H73V198H72ZM74 199H75V198H74ZM125 199H126V198H125ZM135 199H136V198H135ZM172 199H173V198H172ZM33 200H34V199H33ZM47 200H48V201H47ZM75 200L78 201V198L75 199ZM75 200H74L73 202H75ZM106 200H107L106 208L109 209V211H110V207H111V206H109L108 204H111V203H112L111 205H114L113 203L117 204V206L119 205V206H118V210L121 209V208L119 209L120 205H121L122 207H127L126 209H127L128 211H129V210L131 209V207H132V206H131V207L129 208L130 204H129L127 201L122 200V199L119 200V199L117 198V192H116V194H111V193L109 194V193H108V194L106 195ZM106 200H105V201H106ZM126 200H128V199H126ZM131 200H133V199H131ZM136 200H137V199H136ZM170 200H171V199H170ZM175 200H176V199H175ZM28 201H29V200H28ZM34 201H36V200H34ZM62 201H63V200H62ZM62 201H61V202H62ZM105 201H104V203H105ZM179 201H180V200H179ZM179 201H177L178 204H179ZM0 202H2V201H0ZM5 202H6V201H5ZM66 202H67V200H66ZM66 202H64V203L66 204ZM78 202H79V201H78ZM108 202H109V203H108ZM129 202H130V200H129ZM149 202H150V201H149ZM151 202H152V200H151ZM170 202H171V201H170ZM174 202H176V201H174ZM23 203H24V202H23ZM26 203H27V202H26ZM62 203H63V202H62ZM64 203H63V204H64ZM100 203H101V202H100ZM102 203H103V202H102ZM133 203H134V202H133ZM137 203H138V202H136V205H137ZM152 203H153L154 206H155V202H152ZM163 203H165V202H163ZM4 204L7 205L8 203H4ZM65 204H64V205H65ZM143 204H144V203H143ZM159 204H160V202H159ZM168 204H170V203H168ZM181 204H182V203H181ZM30 205H33V206H34V204H30ZM59 205H60V204H59ZM61 205H62V204H61ZM96 205H98V204H96ZM107 205H108V206H107ZM140 205H141V203H140ZM148 205H149L148 208H150V209L147 208V210H150V211H151L152 207H154V206L151 207L150 204H148ZM164 205H166V203H165ZM11 206H12V205H11ZM11 206L9 205V207H11ZM52 206H54V205H52ZM56 206H58V205H56ZM86 206H87V205H86ZM88 206H91V205H88ZM88 206H87V208H88ZM102 206H103V204H101V207H102ZM115 206H116V205H115ZM145 206H146V205H145ZM158 206H159V205H158ZM19 207H20V206H19ZM21 207H23V205H22ZM21 207H20V208H21ZM24 207H25V206H24ZM59 207H60V206H59ZM82 207L84 208L85 206L82 205ZM98 207H99V206H97V208H98ZM133 207H134V206H133ZM146 207H147V206H146ZM155 207H156V206H155ZM20 208H19V209H20ZM25 208H26V207H25ZM27 208H28V206H27ZM27 208H26V209H27ZM29 208H30V207H29ZM55 208H56V207H55ZM60 208H61V207H60ZM85 208H86V207H85ZM89 208H93V207L91 206V207H89ZM97 208H93V209H95V210H99V209H100V207H99L98 209H97ZM103 208H104V207H103ZM116 208H117V207H116ZM30 209H31V208H30ZM61 209H63V208H61ZM101 209H102V208H101ZM101 209H100V211H102ZM111 209H112V210H117V209H113V206H112ZM132 209H133V210H132V212H133V211H134V208H132ZM135 209H136V208H135ZM259 209H260V208H259ZM28 210H29V209H28ZM32 210H33V209H32ZM32 210H31V213H33V214L37 212V211H36V212H32ZM34 210H36V209L34 208ZM34 210H33V211H34ZM65 210H66V209H65ZM140 210H141V209H140ZM142 210H143V213H144V208H143ZM72 211H73V210H72ZM72 211H71V212H72ZM128 211H127V212H128ZM138 211H139V210H138ZM138 211H137V212H138ZM155 211H156V210H155ZM255 211H256V210H255ZM1 212H3V210H2ZM1 212H0V214H1ZM4 212H5V211H4ZM103 212H104V211H103ZM107 212H108V211L105 210V213H104V214L107 215V214H106ZM110 212H112V211H110ZM115 212H117V211H113L114 214H115ZM132 212H131L130 214H132ZM159 212H160V211H159ZM258 212H260V211H258ZM147 213H148V212H147ZM147 213L145 212V214H147ZM153 213H154V212H153ZM156 213H157V212H156ZM162 213H163V212H162ZM3 214H4V213H3ZM5 214H6V213H5ZM117 214H118V212L116 213V215H117ZM136 214H137V213H136ZM138 214H139V213H138ZM140 214H142V212H141ZM140 214H139V215H140ZM160 214H161V212H160ZM163 214H165V213H163ZM150 215H151V214H150ZM165 215H166V214H165ZM165 215H164V216H165ZM103 216H104V215H103ZM117 216H118V215H117ZM121 216L123 217V215L121 214L120 217L118 216L117 218H119V219L121 220V218H122ZM127 216H128V214H127ZM144 216H146V215H144ZM164 216H161V215H157V216H155V215H154L155 219L157 220L156 223L158 222V224L160 225V223H159L158 220L160 219V217H161L162 220H164V219H163ZM104 217H105V216H104ZM104 217H102V218H104ZM106 217H107V216H106ZM108 217H109V216H108ZM111 217H112V218H114V217L116 218V216L113 217L112 214H111ZM124 217H125V216H124ZM128 217H129V216H128ZM133 217H134V216H133ZM125 218H126V217H125ZM129 218H130V217H129ZM147 218H149L148 215H147V217H146L145 219H147ZM157 218H159V219H157ZM259 218H260V217H259ZM28 219H31V218H28ZM104 219H105V218H104ZM131 219H132V218H131ZM241 219H242V217H241ZM241 219H240V220H241ZM32 220H35V219L32 218ZM32 220H31V221H32ZM102 220H103V219H102ZM110 220H111V218H110L108 221H110ZM136 220H137V219H136ZM136 220H135V221H136ZM149 220H150V218H149ZM153 220H154V219H153ZM176 220H177V219L173 220V222L176 221ZM237 220H238V219H237ZM13 221H14V222H17V221H15V220H13ZM21 221H22V220H21ZM31 221H30V222H31ZM35 221H36V220H35ZM35 221H34V222H35ZM154 221H155V220H154ZM168 221H169V222H170V221L172 222V219L169 220V218H168ZM235 221H236V220H235ZM24 222H27V221H24ZM38 222H40V221H38ZM42 222H45V221H42ZM42 222H41L40 224H42ZM102 222H103V221H102ZM110 222H111V221H110ZM132 222H133V224L136 223L135 225H131V226H130V228L133 229V230H139V229H141V228H146V227L143 226V224H141L142 222L139 223V224H137V221L134 223V220H132ZM138 222H140V221H138ZM151 222H152V221H151ZM160 222H161V221H160ZM165 222H167L166 219H165ZM178 222H179V221H178ZM242 222H243V221H242ZM262 222H263V221H262ZM32 223H33V222H32ZM123 223H126V227H127V222H123ZM163 223H164V222H163ZM163 223H162L161 225H163ZM181 223H182V222H181ZM235 223H236V222H235ZM43 224H44V223H43ZM121 224H122V223H121ZM150 224H151V223H150ZM158 224H157V225L154 224V225L159 226ZM172 224L175 225V222L172 223ZM237 224L242 225L243 223H242V224H241V223H237ZM119 225H120V224H119ZM123 225H125V224H122V226H123ZM128 225H129V224H128ZM147 225H149V224H147ZM151 225H152V224H151ZM179 225H180V224H178L177 227H179ZM262 225H263V224H262ZM9 226H12V225H9ZM120 226H121V225H120ZM169 226H170V227H169ZM180 226H181V225H180ZM189 226L192 227L193 229L195 228V229L200 230L201 232L204 233L203 235H205V234H206V235H207V234L209 235V234H213V233H214V231L211 229V228H212L211 226H209V227H211V228H208V227H205V226H202V225L196 223L195 221H194V222H190V223H189ZM189 226H187V227H189ZM126 227L124 226L125 229L128 228V229L130 230L129 227H127V228H126ZM149 227H150V225H149ZM151 227H152V226H151ZM151 227H150V229H151ZM163 227H164V226H163ZM163 227L161 226V228H163ZM165 227H167L168 229H170V228H171V225L168 224V226H165ZM165 227H164V228H165ZM241 227H242V226H241ZM11 228L13 229V227H11ZM11 228H9V230H8V229H4V230H7V231H9V232H12L13 230H12ZM17 228H18V227H17ZM172 228H173V227H172ZM192 228H191L190 230H192ZM23 229H25V228L23 227ZM23 229H21V230L23 231ZM174 229H176V227H174ZM188 229H189V228H188ZM214 229H215V228H214ZM2 230H3V229H2ZM4 230H3V232H4ZM19 230H20V229H19ZM19 230L16 232L17 234H19V232H20V234L22 233V231H21V230L19 231ZM142 230L144 231V233L147 232L145 235H149V234H150V231H146V229H142ZM152 230H153V229H152ZM154 230H155V229H154ZM7 231H5V232H7ZM27 231H28V230H27ZM29 231H30V229H29ZM143 231H142V233H143ZM163 231H164V232H165V231L167 232V229H166V230L163 229ZM5 232H4V233H5ZM9 232H7L8 235H9ZM32 232H33V231H31V233H29V234H27V235H29V237H31V236H32ZM129 232H130V234L132 233L131 231H129ZM148 232H149V234H148ZM151 232H152V231H151ZM159 232H161V231H159ZM198 232H199V231H198ZM201 232H199V233H201ZM243 232H244V231H243ZM247 232H248V231H247ZM0 233H1V234H4V233H2V232H0ZM12 233H13V232H12ZM23 233H24L23 235L26 236L25 231H23ZM136 233H137V231H136ZM20 234L18 235L19 238H21V237L23 236V235H20ZM33 234H34V233H33ZM94 234H95V233H94ZM94 234L92 235V237H94ZM151 234H152V233H151ZM156 234H157V233H156ZM162 234H163V233H162ZM162 234L160 233V234H157V235H155V236H151V237L147 238V239H146L145 241H143V242H144V243H147V245H149V247H148L149 249H150V248H151V249H157L158 246H159V243L161 242V239H162V238H165V237H167V236H169V235H166L165 237H163ZM214 234H215V233H214ZM214 234H213V236H215V235L218 236V233L215 234V235H214ZM249 234H250V233H249ZM263 234H264V233L262 232V235H263ZM14 235H16V234H14ZM14 235H11V236H13L12 239L10 238L12 242H13V240L18 241V240H17L18 236H17V235L14 236ZM30 235H31V236H30ZM36 235L38 236V234H36ZM36 235H33V237L36 236ZM57 235L60 236V234H57ZM90 235H91V234H90ZM98 235H99V234H98ZM242 235H243V234H242ZM251 235H252V234H251ZM65 236H66V235H64V236L61 235V237H65ZM68 236H69V235H68ZM86 236H89V234H88V235L86 234V235L84 236L85 238H83V239H86ZM209 236L211 237V235H209ZM263 236H264V235H263ZM23 238H24V237H23ZM89 238H90V237H89ZM94 238H95V237H94ZM140 238H141V237H140ZM168 238H169V237H168ZM207 238H209V237L207 236ZM262 238H263V237H262ZM0 239H1V238H0ZM3 239H5V238H3ZM3 239H1L0 241H3ZM6 239H7V238H6ZM92 239H93V238H92ZM142 240H144V239H142ZM165 240H166V242H168V240H167L166 238H165ZM11 241L9 240V242H11ZM30 241H31V240H30ZM140 241H141V239H140ZM170 241H171V240H170V238H169V242H170ZM172 241H174V240H172ZM175 241H177V239H176ZM175 241H174V242H175ZM12 242H11V243H12ZM26 242L28 243L27 240H26ZM31 242H32V241H31ZM34 242H36V241L34 240L33 243H34ZM177 242H178V241H177ZM11 243H9V244H11ZM27 243H25V242H21L20 244L17 245V247H16V249H15V250H17L19 253H21L20 255H22V256H24V254H22V253H26V252L29 253L27 250H26V252H25V250L23 251V249L26 248V247L28 248V250L30 249L29 251H30L31 254H32V252L37 253V251H42V250H44V249L46 248L44 245H41L40 247H36V248H34V245H33V244H32L33 247L29 248V247L32 246V245L28 243V246H27ZM36 243L38 244L39 242H36ZM85 243H87V241H86ZM96 243H97V242H96ZM135 243H136V242H135ZM170 243H171V242H170ZM175 243H176V242H175ZM175 243H174V244H175ZM0 244H1V242H0ZM5 244H8V243L6 242V243H4V245H5ZM9 244H8V245H9ZM41 244H42V243H41ZM139 244H140V245L137 246V247H139V250H140V249H142L143 247L141 248L142 243H139ZM174 244H173V245H174ZM38 245H40V243H39ZM93 245H94V244H93ZM134 245H135V244H134ZM134 245H133V246L131 245V247H133V249H137L136 247L134 248ZM137 245H138V242H137ZM145 245H146V244H145ZM164 245H165V244H164ZM169 245H171V244H169ZM173 245H172V246H173ZM0 246H1V245H0ZM46 246H47V245H46ZM143 246H144V244H143ZM128 247H130V246H128ZM159 247H160V246H159ZM161 247H162V246H161ZM165 247H166V246H165ZM212 247H213V246H212ZM6 248H7V247H5V249H6ZM14 248H15V247H14ZM14 248H11L12 251H13ZM33 248H34V250H36V251L32 250ZM49 248H50V245L48 246V249H49ZM145 248H147V246H145ZM162 248H164V247H162ZM203 248H204V247H203ZM203 248H202V249H203ZM217 248H218V247H217ZM7 249H10V248H7ZM11 249H10L9 251H11ZM19 249H21V251H23V252H21ZM113 249H114V248H113ZM165 249H166V248H165ZM174 249H175V248H174ZM199 249H200V248H199ZM202 249H200V253L203 252V253H201V254H205V255H206V253H205ZM225 249H226V248H225ZM15 250L13 251V253L15 252L14 254H16V252H17V251H15ZM31 250H32V252H31ZM45 250H46V249H45ZM158 250H159V248H158ZM158 250H157V251H158ZM205 250H206V249H205ZM227 250H228V248H227ZM0 251L3 252V250H0ZM5 251H6V250H4V252H5ZM9 251H8V253H9ZM12 251H11V252H12ZM109 251H112L113 254H114V252H118L117 250H116V251H114V250H109ZM109 251H108V252H109ZM146 251H148V250H146ZM151 251H152V250H151ZM159 251H162V249L160 248ZM159 251H158V253H159ZM165 251H166V250H165ZM228 251H229V250H228ZM2 252H0V256H1V258L4 257V255H5V254L3 255L4 252H3V253H2ZM18 252H17V253H18ZM46 252H47V251H46ZM97 252H98V251H96V252L93 253V254H96ZM104 252H105V251H104ZM108 252H107V253H108ZM155 252H156V251H155ZM163 252H164V251H163ZM229 252H230V251H229ZM1 253H2L3 256L1 255ZM5 253H6V252H5ZM30 253H29V254H30ZM34 253H33V254H34ZM42 253H43V252H42ZM54 253H56V251H55ZM142 253H143V252H142ZM158 253H157V254H158ZM164 253H165V252H164ZM200 253H199V254H200ZM208 253H209V252H208ZM14 254H13V256H14ZM33 254H32V255H33ZM38 254H39V253H38ZM52 254H53V253H52ZM93 254H92V255H93ZM98 254L102 255V253H99V252L97 253V255H98ZM115 254H116V253H115ZM118 254H119V253H117V255H118ZM143 254H146V253H143ZM157 254H156V255H157ZM165 254H166V253H165ZM229 254H231V252H230ZM234 254H235V253H234ZM7 255H9V254H7ZM20 255H19V256H20ZM160 255L163 256L164 254L162 255V253L160 252ZM160 255H159V256L157 255L158 258L160 257ZM232 255H233V254H232ZM236 255H238V254H236ZM236 255H234V256H236ZM114 256H115V255H114ZM150 256H151V255H150ZM5 257H7V256H5ZM10 257H11V255H9V257H7V259L10 258ZM26 257H27V256H26ZM26 257L24 256L25 260H26ZM30 257H32V256H30ZM30 257H29V258H30ZM37 257H38V256H37ZM99 257H100V259H101V256H99ZM143 257H144V256H143ZM153 257H154V256H153ZM153 257H152V258H153ZM15 258H18L17 255H16ZM15 258H14V259H15ZM19 258H20V257H19ZM24 258H23V259H24ZM29 258H27V259H29ZM95 258H96V257H95ZM146 258H147V257H146ZM149 258H150V257H149ZM12 259H13V257H12ZM12 259H11V260H12ZM155 259H157V258H155ZM19 260L22 261V258L19 259ZM39 260H40V258H39ZM98 260H99V259H98ZM242 260H243V259H242ZM12 261H13V260H12ZM21 261H20V262H21ZM23 261H24V260H23ZM31 261H32V260H31ZM35 261H36V260H33V263H34ZM37 261H38V259H37ZM41 261H42V260H41ZM238 261H239V260H238ZM2 262H3V261H2ZM8 262L10 263V261H8ZM20 262H18V261L16 262V261H15L14 264H17V263H20ZM48 262H50V261H48ZM48 262H44V264H45V263H48ZM28 263H31V262H27V264H28ZM33 263H32V264H33ZM42 263H43V261H42ZM20 264H23V263H20ZM24 264H25V263H24ZM34 264H35V263H34ZM36 264H37V263H36Z\"/></svg>",
  "mask_w": 264,
  "mask_h": 264
}]
</instances>
